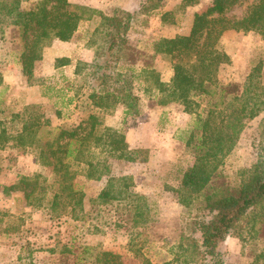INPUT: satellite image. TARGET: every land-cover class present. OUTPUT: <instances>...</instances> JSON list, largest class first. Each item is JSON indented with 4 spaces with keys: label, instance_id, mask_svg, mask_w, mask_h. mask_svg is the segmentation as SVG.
Listing matches in <instances>:
<instances>
[{
    "label": "trees",
    "instance_id": "trees-1",
    "mask_svg": "<svg viewBox=\"0 0 264 264\" xmlns=\"http://www.w3.org/2000/svg\"><path fill=\"white\" fill-rule=\"evenodd\" d=\"M193 1L183 0L182 6ZM29 2L0 0V15L12 17L19 29V60L27 75H32L50 41L70 40L84 20L99 18L94 30L98 46L93 61L79 60L74 69V80L78 82L75 81L73 89L77 95L83 92L87 107V114L78 123L46 127L40 106L35 103L26 104L12 115L11 120L20 123L15 134L6 122L0 121L1 149L14 140L23 148L36 149L40 162L52 167L50 178L22 176L8 189L21 191L27 203L34 207H46L52 213L73 219L85 218L89 210L85 207L86 194L78 187L79 176L101 179L108 175L110 158L133 162L148 159V149L130 147L125 134L104 126L101 112L111 113L118 104H123L126 116L141 115L142 97L136 92V81L143 84L151 78L157 93L169 100L181 101L187 108L202 107L196 112L195 125L186 140L194 160L183 172L179 197L186 206L203 198L204 213L186 222L190 232H180L172 257L156 263L146 253L155 222L153 206L145 194L132 190L129 177L109 178L98 196L90 201L111 205L119 215L117 225L131 226L127 227L129 252L121 254L103 249L90 252V247H85L82 261L85 264H228L219 245L228 237H243L245 226L254 231L264 218V150L252 168L243 170L237 185L218 189L211 182L247 123L264 110V61L254 56L243 82H219L217 73L231 59L223 40L226 31L264 33V0L251 4L237 19L228 17L227 13L241 0H212L195 14L188 34L152 42L150 54L129 42V32L138 21H133L135 12L118 9L109 15L70 0ZM162 2L144 0L137 13L152 16ZM173 12H164L163 21H169ZM158 56L171 60L173 75L168 83L161 81L159 72L149 62ZM69 61L60 57L56 66ZM2 80L0 72V84ZM150 85H144L145 90L149 91ZM160 102L167 100L162 98ZM261 126L264 128V119Z\"/></svg>",
    "mask_w": 264,
    "mask_h": 264
},
{
    "label": "rangeland",
    "instance_id": "rangeland-1",
    "mask_svg": "<svg viewBox=\"0 0 264 264\" xmlns=\"http://www.w3.org/2000/svg\"><path fill=\"white\" fill-rule=\"evenodd\" d=\"M33 1L36 0H30L28 4ZM70 1L91 7L94 6L88 2L96 3L95 0ZM97 1L109 15L125 5H130L131 9L128 10H135L133 21H138L129 32V42L141 52L150 54L152 42L177 34L179 29L175 25H181L182 31L188 30L185 28V7L181 2L174 4L171 18L164 24L159 22L157 16L137 13L144 0ZM257 1L241 0L227 16L241 18L248 7ZM167 3L165 1L163 5ZM169 3L173 4V0ZM172 20L175 23H171ZM98 23V17L82 21L68 40L71 43H64V47L61 46L62 40L50 41L29 76L19 60V29L13 24L12 17L0 15V72L3 75V83L0 84V121L6 122L10 132L15 134L20 125L17 120H11L12 115L24 108L27 98L34 97L31 86L38 84L47 97L43 102L28 104H39V113L46 127L58 128L65 123H78L87 114L86 96L81 95L83 92L77 95L73 89L77 80H74L71 68H57L56 63L60 57H69L74 63L79 60L93 61L98 46L94 30ZM230 31L224 41L231 59L220 66L217 78L222 83L243 82L252 58L256 56L264 61V33L236 31L239 33L235 34L232 32L235 30ZM149 62L159 72L161 81L168 83L173 75L171 60L158 56ZM262 80L264 84V71ZM152 82L151 78L143 84L136 81V92L142 97L141 115L126 116L123 104H118L111 113L101 112L104 126L116 128L125 134L130 147L146 148L149 154L147 160L136 162L110 158L111 171L101 179L79 176L78 187L86 194L85 207L89 210L85 218L73 219L69 215L52 213L46 207H34L27 203L21 191L8 189L10 185L18 183L22 176L48 179L52 176V167L40 162L36 149L23 148L16 145L14 140L11 145L0 148V264H85L86 261H82L85 247H90V252L103 249L128 253L130 230L127 227L130 225H117L120 223L119 215L111 205L90 201V198L98 196L109 178L121 180L125 176L132 182V190L145 194L153 206L155 222L151 228L152 241L146 253L156 263L172 257L180 232H190L186 222L204 213L203 198L186 206L179 197L183 172L194 160L186 140L195 125L196 112L202 107L193 105L187 108L181 101L169 100L162 93H157ZM149 84L151 89L147 91L144 85ZM162 98L167 102L161 103ZM205 105L206 101H203L202 106ZM263 119L264 110L247 123L234 149L224 157L218 176L212 180L214 188L237 185L243 170L252 168L257 162L260 151L264 150ZM263 219L254 231L245 226L243 237H228L219 245L228 264H264Z\"/></svg>",
    "mask_w": 264,
    "mask_h": 264
},
{
    "label": "crops",
    "instance_id": "crops-1",
    "mask_svg": "<svg viewBox=\"0 0 264 264\" xmlns=\"http://www.w3.org/2000/svg\"><path fill=\"white\" fill-rule=\"evenodd\" d=\"M96 3L94 2H88L90 4H92V6H94L95 8L99 9V10H102L104 9L103 8V5L102 4H99V2L97 0H95ZM165 1H167L168 3L166 4V6L163 5V3H165ZM172 0H163L162 2V5L159 7V9H157L153 14L152 16L153 17H156L157 16V19H159V22L160 23H166L165 21H163V17H162V14L164 12H167V11H172L175 7H174V4H177V3H182L183 0H173V4L169 3L171 2ZM211 0H195L192 2V4H189L187 6H185V17H186V23L187 25L185 26L186 29L188 30H184L182 31L181 29L183 27H180L181 25H175L179 30L176 31L177 34L173 35V36H168V37H175L176 35H183V34H188L190 29H191V26H192V23H193V19H194V16L196 13L198 12H201L202 10H204L209 4H211ZM122 7V6H121ZM126 8V9H125ZM122 9L124 10H127V11H131V10H128V9H131L130 8V5L128 6H123ZM140 9V8H139ZM103 11V10H102ZM135 11V10H134ZM134 11H131V12H134ZM104 12V11H103ZM105 13V12H104ZM171 23H175V21H172ZM231 31L228 30L224 33L223 35V40H224V37L226 35H228V33H230ZM232 32H235V34H238L239 32H236V31H232ZM63 43L61 46L64 47V43H71L70 41H63L61 42ZM229 54V53H228ZM65 55V54H64ZM61 56H63V54H61ZM69 58V57H68ZM71 58H69L70 60ZM87 61V60H86ZM76 64L77 63H74L73 60H70L68 64L64 65L63 67L65 68H71V71H72V74L74 73V69L76 67ZM31 90L35 92V95L34 97H31V98H27V104L30 103V102H35V103H40V102H43L44 99L47 97L46 93L45 92H41L40 88L42 87L41 85H36V86H31ZM39 91V93H38Z\"/></svg>",
    "mask_w": 264,
    "mask_h": 264
}]
</instances>
